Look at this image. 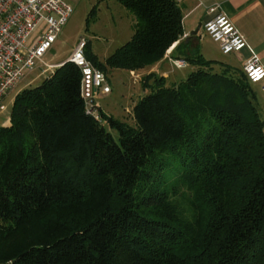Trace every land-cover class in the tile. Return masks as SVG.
Listing matches in <instances>:
<instances>
[{"label":"trees","instance_id":"16d2710c","mask_svg":"<svg viewBox=\"0 0 264 264\" xmlns=\"http://www.w3.org/2000/svg\"><path fill=\"white\" fill-rule=\"evenodd\" d=\"M117 1L133 34L104 61L88 41L95 65L143 69L178 41L196 68L178 84L145 75L134 124L89 113L71 61L19 90L0 123V264H264L253 83L180 40L175 0Z\"/></svg>","mask_w":264,"mask_h":264},{"label":"rangeland","instance_id":"374dc122","mask_svg":"<svg viewBox=\"0 0 264 264\" xmlns=\"http://www.w3.org/2000/svg\"><path fill=\"white\" fill-rule=\"evenodd\" d=\"M67 1L72 4L73 12L57 40L54 42L52 48L45 54V62L56 63L66 61L77 46L81 37H84L87 43L89 41L92 54L97 55L100 60L104 61V59L115 50V48L131 38L134 31V16L117 0ZM200 1H202V3H200ZM198 3H200V6H198ZM209 4V0H183L179 2L182 12L185 15V28L189 31V34L197 28L200 22H194L193 18L204 14L205 8L206 6H209ZM189 11H192L191 14H188ZM43 29L44 23L42 22L31 33L28 42L30 44L33 43ZM197 33L202 36L198 50L205 56V58L226 62H228L227 59H231V53L222 52L219 44L202 26ZM189 34L186 33V35L182 36L180 40L188 37ZM171 47L167 50L164 56L169 59V61L164 63L163 69L167 71L168 74L166 78L167 84H178L184 81L189 73L196 67L191 63L184 68H178L175 66L172 60L184 58V56H173L172 51L169 52ZM183 52V50L178 51L176 54L182 55ZM95 66L99 68L97 65ZM52 69L43 71L42 68L38 67L35 70L28 72L26 77L12 91L3 97L0 103V123H10V110L14 97L18 91L27 86H36L40 84L46 76V73H52L56 68ZM130 71L131 70L123 68H112L107 71L111 91L109 93L99 91L96 96V101L105 113L129 124H134L132 109L135 102L144 94L142 84L147 83L148 81L147 79L145 80L142 78V83L139 78L133 76ZM255 90L258 94L261 113L264 115V89Z\"/></svg>","mask_w":264,"mask_h":264},{"label":"built area","instance_id":"2783aa9c","mask_svg":"<svg viewBox=\"0 0 264 264\" xmlns=\"http://www.w3.org/2000/svg\"><path fill=\"white\" fill-rule=\"evenodd\" d=\"M175 1L179 3L183 0ZM206 11L209 18L204 21L202 27L219 44L222 52L238 53L245 48L250 49L251 53L244 60L242 69L252 83L264 80V65L259 55L250 47L246 36L222 10L221 3L216 2L208 6ZM72 12L73 6L67 0H0V103L28 72L38 67L47 71L65 62H45L44 56L52 48ZM42 22L44 29L30 44L29 36ZM86 45V39L81 37L67 61L75 63L80 68L81 95L87 111L96 114L99 107L96 101L97 93L99 91L109 93L111 86L107 74L87 57ZM172 61L178 68H184L189 64L185 58Z\"/></svg>","mask_w":264,"mask_h":264},{"label":"crops","instance_id":"0c3cea01","mask_svg":"<svg viewBox=\"0 0 264 264\" xmlns=\"http://www.w3.org/2000/svg\"><path fill=\"white\" fill-rule=\"evenodd\" d=\"M216 2L221 3L222 10L227 13V15L232 19L235 25L246 36L250 47L259 55L261 63L264 65V0H209V6ZM200 3H202V1H200ZM200 3H198V6H200ZM207 7L208 6H206V8ZM206 8L204 14L193 18L194 22L197 23L198 21H200L199 23H202L203 25L204 21L209 18V14L207 13ZM191 12L192 11H189L188 14H191ZM183 26L184 36L186 35V33L189 34V31L185 28L186 26L184 23V18ZM197 34L192 35L190 33L188 37L183 38V41H185L186 44H189L191 50L197 49L200 44V40L202 39V36ZM176 44L177 42L173 44L169 52L172 51ZM250 53L251 50L245 48L241 52L231 53V59H227V61L232 65L242 67L244 60L250 55ZM168 61L169 59L164 57L153 65H149L139 70H131L130 73L133 76L138 77L141 82L143 81V76H145L149 72H155L167 78L168 74L167 71L163 69V66L164 63ZM253 85L255 89H264V80L253 83ZM142 90L144 91L143 93L149 91L148 88H144V86L142 87Z\"/></svg>","mask_w":264,"mask_h":264},{"label":"water","instance_id":"95a60500","mask_svg":"<svg viewBox=\"0 0 264 264\" xmlns=\"http://www.w3.org/2000/svg\"><path fill=\"white\" fill-rule=\"evenodd\" d=\"M201 25H202V23H199L198 26H197V28H196L194 31H192L191 34H192V35L196 34V33L200 30ZM67 60H68V59H67ZM67 60H66V61H67Z\"/></svg>","mask_w":264,"mask_h":264}]
</instances>
